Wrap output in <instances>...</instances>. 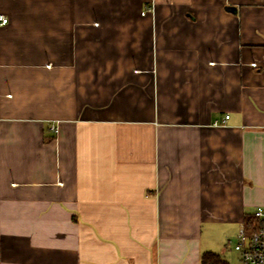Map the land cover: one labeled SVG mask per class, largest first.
Returning a JSON list of instances; mask_svg holds the SVG:
<instances>
[{
	"label": "crops",
	"instance_id": "0c3cea01",
	"mask_svg": "<svg viewBox=\"0 0 264 264\" xmlns=\"http://www.w3.org/2000/svg\"><path fill=\"white\" fill-rule=\"evenodd\" d=\"M0 13V264H199L264 205V0Z\"/></svg>",
	"mask_w": 264,
	"mask_h": 264
},
{
	"label": "built area",
	"instance_id": "2783aa9c",
	"mask_svg": "<svg viewBox=\"0 0 264 264\" xmlns=\"http://www.w3.org/2000/svg\"><path fill=\"white\" fill-rule=\"evenodd\" d=\"M6 22L7 17L0 13V25ZM227 117L225 115V119ZM251 215L255 221L253 228L247 229L243 223L233 247L238 252L240 264H264V205L256 206Z\"/></svg>",
	"mask_w": 264,
	"mask_h": 264
},
{
	"label": "rangeland",
	"instance_id": "374dc122",
	"mask_svg": "<svg viewBox=\"0 0 264 264\" xmlns=\"http://www.w3.org/2000/svg\"><path fill=\"white\" fill-rule=\"evenodd\" d=\"M238 230L239 229L237 228L233 233H229L230 235H224V232L220 231L214 238V241L216 242L215 247H217L214 252H217L221 257H223L228 264H240L238 252L233 247L236 242ZM221 247L225 250L222 253L219 250Z\"/></svg>",
	"mask_w": 264,
	"mask_h": 264
},
{
	"label": "trees",
	"instance_id": "16d2710c",
	"mask_svg": "<svg viewBox=\"0 0 264 264\" xmlns=\"http://www.w3.org/2000/svg\"><path fill=\"white\" fill-rule=\"evenodd\" d=\"M254 222V217L252 215H248L245 217L243 223L247 229H251L255 224ZM199 264H228V262L218 253L207 250L201 253Z\"/></svg>",
	"mask_w": 264,
	"mask_h": 264
}]
</instances>
